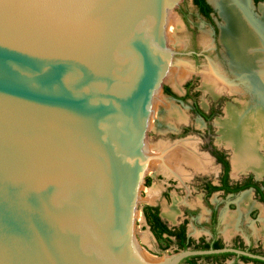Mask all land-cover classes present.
I'll list each match as a JSON object with an SVG mask.
<instances>
[{"label":"water","instance_id":"1","mask_svg":"<svg viewBox=\"0 0 264 264\" xmlns=\"http://www.w3.org/2000/svg\"><path fill=\"white\" fill-rule=\"evenodd\" d=\"M181 1L0 0V264H145L138 166L184 55L167 38ZM222 253L264 261L224 248L152 264Z\"/></svg>","mask_w":264,"mask_h":264},{"label":"rangeland","instance_id":"2","mask_svg":"<svg viewBox=\"0 0 264 264\" xmlns=\"http://www.w3.org/2000/svg\"><path fill=\"white\" fill-rule=\"evenodd\" d=\"M208 2L214 11L212 15L213 23L197 15L192 0H182L169 17V22L174 20V27L173 29H169L168 27V47L184 55L175 56L173 58L169 74L157 96L161 97V100H158L159 98L155 100L151 124L146 135L147 156H156V152H160L161 150L158 147L159 144H169V147H175L177 143H183L184 140L188 141L194 139L196 140L200 153L211 155L209 150L211 148H217L227 153L229 160L232 159V150L223 144L217 122L226 119V109L228 106L238 105L237 99L241 100L242 98L225 93L219 97H214L203 89V70L211 64L216 63L221 65L229 74L228 64L222 54L223 49L219 41L223 19L220 16V11L212 3V0H208ZM249 3L252 10L256 11L258 9L259 13V6L254 5L251 0H249ZM208 39L209 42H204ZM208 43L209 48L206 45ZM211 44L212 48L210 47ZM194 53L197 54L196 57L193 56ZM181 65L184 67L191 65L196 72L193 71L188 78H185L180 88L177 89L171 78L174 74L175 76L177 75V70ZM188 82L192 83L193 94L191 97L186 98L187 100L167 97L163 91V88L167 86L176 93V95L182 96L186 92L185 85ZM192 103H197L206 113L213 110V117L208 122H204L200 117L193 115L190 112ZM170 108H175L180 116L182 115L185 118L184 121L179 122L174 117H171L169 112ZM185 129L188 130L183 133ZM156 158L154 157V160L152 159V161H150L143 173L144 178L143 181H141V186L138 191L139 202L134 225V238L145 252L144 255L147 256L148 259H162L166 256L174 255L177 252L172 248L168 252L159 254V244L165 246L166 241L158 240L156 243L144 218L143 208L146 205H159L163 220L167 222L169 219L164 217V211L166 208H172L175 202H179V211L182 213L187 209L196 211L195 217H190L191 221L189 225V232L194 238L198 239L201 234L206 236L209 235L207 230L201 226V223L208 219L210 211L209 205H211L217 207L219 210V235L226 244H232L236 238H240L247 246H252L255 250L264 251V236H259V231L262 228L260 208L251 209L243 214L234 236L229 239L224 236L226 215L234 213L239 209L237 202L242 200V197L246 194L244 195V193H241L234 197H223L221 193H215L210 199H205V193L203 191L204 183L206 181L216 183L218 180L219 166L215 162H212L213 170H209V172L197 171L190 166H186L185 169L189 175L187 179H185L172 175L173 173L168 174L169 172L167 170L163 171V168L155 163V160H157ZM247 177H263L264 179V172L261 176H257L254 172L248 171L241 173L238 178H235L232 176L231 171V181L233 183L242 181ZM153 188H155L158 195H160L157 200L155 198L153 201H150L149 194L150 190ZM247 194H250V197L255 203L259 202L252 190L247 191ZM154 200L156 201L154 202ZM181 216H177L178 221H181V219H179ZM261 231H263V229ZM234 261H236V258L231 257L222 264H233ZM200 264L213 263L207 260H201ZM238 264L252 263L239 261Z\"/></svg>","mask_w":264,"mask_h":264},{"label":"bare ground","instance_id":"3","mask_svg":"<svg viewBox=\"0 0 264 264\" xmlns=\"http://www.w3.org/2000/svg\"><path fill=\"white\" fill-rule=\"evenodd\" d=\"M212 3L224 20L220 42L229 74L221 65L211 64L203 70V89L214 97L225 93L242 98L237 99L238 105L228 106L226 119L218 121L217 125L223 144L233 153L232 176L238 178L241 173L248 171L261 176L264 172V4L259 7L260 13L255 15L249 0H212ZM173 25L174 20H171L169 29H173ZM204 42H209V39ZM206 45L209 47V43ZM183 65L179 66L177 75L174 74L171 78L177 89L185 78L195 71L191 65ZM156 98L161 100V97ZM169 112L170 116L179 122L184 121L185 118L180 116L175 108H170ZM168 145L159 144L161 150L156 152L157 158L154 156L157 159L155 163L163 168V171L167 170L168 174L173 173L172 175L187 179L189 174L186 166L201 172L213 169L212 159L200 154L196 140L180 142L174 145L175 147ZM154 157L143 155L144 163L138 166L141 176ZM157 196L158 192L153 188L148 199L153 201ZM178 205L179 202H175L172 208H166L164 216L174 221ZM240 206L245 209L252 207L250 195L246 194L242 198ZM238 219L237 214L232 215L229 219L231 228ZM145 258V264L160 263L164 259H148L147 256Z\"/></svg>","mask_w":264,"mask_h":264},{"label":"flooded vegetation","instance_id":"4","mask_svg":"<svg viewBox=\"0 0 264 264\" xmlns=\"http://www.w3.org/2000/svg\"><path fill=\"white\" fill-rule=\"evenodd\" d=\"M206 1L209 4L208 0H206ZM251 1L253 2L254 5H257L259 7H260V5L264 4V1H261V2H256V0H251ZM192 4H193V0H192ZM193 7L195 8V11H196V13H197V15L199 17H201L202 19H204V20H206V21H208L210 23H213L212 15H213L214 11H213V13H211L210 19H208L206 16L201 14L199 8H197L194 4H193ZM259 13H260V10H259ZM259 13H258V9L256 11H254L255 15H257ZM184 16H186V15H184ZM223 23H224V20H223ZM220 37H221V29H220ZM219 41H220V38H219ZM220 44H221V42H220ZM211 48H212V45H211ZM221 48L223 49L222 44H221ZM196 55H197L196 53L193 54L194 57H196ZM223 56H224V54H223ZM224 59H225V56H224ZM225 61H226V59H225ZM226 63H227V61H226ZM195 72H196V70H195ZM185 87H186V92L182 96L176 95V93H174L170 89L171 92L176 96V98L173 97V96L167 95L165 92L164 93H165V95L167 97H170V98H174V99H181L182 98L184 100H187L186 98L191 97V95L193 94L192 83H190V82L186 83ZM163 91H164V88H163ZM190 112L193 115H196V116L200 117L201 119H203L204 122H208L214 115V111L213 110H211L209 113H206L203 109H201L197 105V103L196 104L192 103V105L190 106ZM187 130L188 129H185L183 131V133H185ZM184 141H186V140H184ZM209 151H210V154L214 158L211 155H208V154H207V156L210 159H212V162H215L219 166V173H218L219 175L217 176L218 180H217L216 183H214L212 181H206L204 183L203 191L205 193V199H207V200L210 199L215 193H221L223 197H234V196H237L238 194H241V193H244V195H245V194H247V191L252 190L253 194H255L256 199L259 201V202L255 203L252 200V198H251L252 207L249 208V209H247V208L245 209L244 207L240 206V201L241 200L239 202H237L238 203V207H239V209L236 211L237 213L234 212V213L226 215V218H225L226 227H225V230H224V236L227 239H229L232 236H234L236 231H237V229H238V224H239L240 219L243 216V214L247 213L248 211H250L251 209H254V208H260V210H261L262 228L259 231V236H264V222H263L264 202H262L260 200V196L258 195L256 189L251 187V188H248V189L243 190V191L238 192V193L231 192L232 188H235L236 186L243 185L249 179H252V181L254 183H258L260 185L261 190L264 191V186H262V183L264 182L263 177H258V178L247 177V178H245L242 181H238L236 183H233L231 181L232 165H231V160H229V158L227 156V153H225V152H223V151H221V150H219L217 148H211ZM200 154H202V153H200ZM204 155L206 156V154H204ZM220 159H222L224 162L225 161L228 162V164H229V172L227 174L229 175L228 188H229L230 191L218 190V191L211 192L209 187L210 186L221 187L222 186V179L224 178V176L226 174L225 169H224L223 161L220 162ZM211 170H213V169H211ZM248 193H250V192H248ZM159 195L156 197L157 199H158ZM248 195H250V194H248ZM156 200H154V202ZM147 207H152L153 208V210L150 211V212L153 213V214H156L159 217V219H160L159 221L162 223L163 227L167 230V231L162 232V234H161L162 237H158L157 236V234L155 233V230H154V224H150V221L148 220V217H147L150 214V212H148V208ZM179 210L180 209H179V205H178L177 216L178 215L179 216L182 215L181 218H179V219H181V221L180 220L178 221V218L176 216L174 221H171L169 219V220H167V222H168L167 223L166 221L163 220V216L161 214V208H160L159 205H156V206L146 205L143 208L144 218L146 220L147 226H148L153 238L155 239L156 243L158 242V240L166 241L165 246L164 245L161 246L159 244V247H160L159 254H162L164 252H168L172 248L176 252H179V251H182V250H187V249H191V250H200L201 249L202 250V248H205L206 245H210L211 247H214L215 244L219 242L223 246L221 249H224V248L236 249V250H240V251H244V252H247V253H250V254H254V255H258V256L264 257V251L255 250V249H253L252 246H247L240 238H236L232 244H226L223 241V239L219 235L220 214H219V210H218L217 207H213V206L209 205V210L210 211H209V214H208V219L201 223V226H203L205 228V230H207L209 235L206 236L204 234L203 235L201 234L198 239H196L193 236H191V234L189 232V225H190V221H191L190 217H195L196 211H191V210L187 209V210H185L182 213ZM239 213H240V215H239ZM234 214H237V217L239 216V219L237 220V223L235 222V224L232 225V228H231V226H230L231 222L229 221V219ZM230 229H232L231 233H230ZM262 229H263V231H261ZM169 231L174 232L175 234H171V233H169ZM186 246H189V247L186 248ZM209 250H219V249H209ZM222 254H232V255L227 257L225 260L221 259L219 262H215L213 264H222V263L226 262L231 257H235L236 258V261H234L233 264H238L239 261L246 262V263H252V264H261V263L255 262V261H244V260H242V258H240V257H246V256H243V255H236V254H233V253H222ZM222 254H215V255H222ZM206 256H208V255H206ZM195 257H197V256H195ZM252 260H258V259H252ZM200 261L201 260H199L197 262V264H200ZM259 261H262V260H259ZM262 262H264V261H262Z\"/></svg>","mask_w":264,"mask_h":264},{"label":"trees","instance_id":"5","mask_svg":"<svg viewBox=\"0 0 264 264\" xmlns=\"http://www.w3.org/2000/svg\"><path fill=\"white\" fill-rule=\"evenodd\" d=\"M264 0H256V2H261ZM193 4L199 8L201 14H203L204 16H206L208 19H210V15L211 13H213V9L211 8V6L207 3L206 0H193ZM164 92L169 95V96H173L176 98V96L171 92L170 88L168 87H164ZM223 160L220 159V162H222ZM224 169H225V176L222 179V186L221 187H213L210 186V191L214 192V191H218V190H227L230 191L228 188V182H229V175L227 174L229 172V164L228 162H224ZM262 186H264V182L262 183ZM255 188L258 195L260 196V200L262 202H264V191L261 190L260 185L258 183H254L252 181V179L247 180L243 185L241 186H236L235 188H232L231 192L234 193H238L241 192L243 190H246L248 188ZM148 208V212L152 211L153 208L152 207H147ZM148 220L150 221V224H154V230L155 233L157 234L158 237H162V232L167 231L162 223L159 221V217L156 214H153L150 212V214L147 216ZM169 233L171 234H175L174 232L169 231ZM189 246H186V248H188ZM223 246L221 245V243H216L214 247H211L210 245H206L205 248H202V250H209V249H221ZM185 248V249H186ZM201 250V249H200ZM232 254H222V255H208V256H197V257H190L187 258L186 260H184L182 262V264H197V262L199 260H207V261H211V263H215V262H219L221 259L225 260L227 257L231 256ZM221 257V258H220ZM242 258V260L244 261H255L257 263H261L264 264V262L259 261V260H252L250 258L247 257H240Z\"/></svg>","mask_w":264,"mask_h":264}]
</instances>
